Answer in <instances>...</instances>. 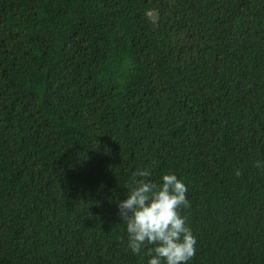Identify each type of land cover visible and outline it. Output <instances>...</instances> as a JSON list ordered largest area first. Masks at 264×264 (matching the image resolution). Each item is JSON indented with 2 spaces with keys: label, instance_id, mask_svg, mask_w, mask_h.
I'll return each mask as SVG.
<instances>
[{
  "label": "trees",
  "instance_id": "1",
  "mask_svg": "<svg viewBox=\"0 0 264 264\" xmlns=\"http://www.w3.org/2000/svg\"><path fill=\"white\" fill-rule=\"evenodd\" d=\"M140 170L184 181L187 264H264V0H0V264H147Z\"/></svg>",
  "mask_w": 264,
  "mask_h": 264
},
{
  "label": "clouds",
  "instance_id": "2",
  "mask_svg": "<svg viewBox=\"0 0 264 264\" xmlns=\"http://www.w3.org/2000/svg\"><path fill=\"white\" fill-rule=\"evenodd\" d=\"M149 176L148 170L136 172L139 178L118 203L127 247L133 254L147 248V264H187L196 251V238L180 214L188 203L187 187L175 173L163 174L160 183Z\"/></svg>",
  "mask_w": 264,
  "mask_h": 264
}]
</instances>
